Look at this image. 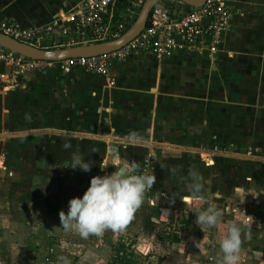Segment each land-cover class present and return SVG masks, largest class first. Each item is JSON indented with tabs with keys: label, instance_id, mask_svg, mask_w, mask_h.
<instances>
[{
	"label": "crops",
	"instance_id": "1",
	"mask_svg": "<svg viewBox=\"0 0 264 264\" xmlns=\"http://www.w3.org/2000/svg\"><path fill=\"white\" fill-rule=\"evenodd\" d=\"M164 1L175 4L176 0ZM222 1L232 9V14L218 47L177 52L168 58L136 52L116 68L119 71L128 65L133 76H142L140 80L136 77L135 83L121 79L113 87L106 83L105 80L110 81L107 77L83 74L80 70H72L67 75L47 70L26 75L18 88L0 90V138L13 141V138L34 136L41 141L45 135H59L57 127H73L78 133L74 131L77 134L72 137L80 141L76 143V151L83 155L86 149L81 144L95 142L90 155L100 154L97 153L99 143L107 153L112 152L111 157L120 151L118 141L109 144L98 136L127 137L124 144L128 152L148 146L146 139H156L158 152L178 153L177 184L181 185L178 194L182 200L186 195V202L193 204L188 203L191 208L187 209L188 215L191 214L190 226L181 230L180 240L174 245L181 247L183 233H192L191 247H198L199 263L218 264L219 241L228 221L240 216L238 209L253 218L242 226L239 264H264V0ZM82 2L0 0V19L24 27L38 28L52 22L62 27L66 25L57 21V17ZM5 70L0 62V73ZM132 131L139 133V143L130 141ZM215 142L234 152V156L238 155L240 163H225L220 156L210 159L211 172L200 175L208 203L197 204L191 200L188 187L183 185L186 181L189 183V177L183 175L179 154L188 147L209 149ZM64 144L57 151L55 145H50L51 150L54 154L62 151ZM235 148L239 150L236 152ZM247 149L252 156L240 154ZM71 155H67L68 159ZM125 156L123 159H131L128 154ZM43 160L45 165L50 162L47 158ZM248 160L252 162L249 165ZM98 161L95 156L89 162ZM213 205L223 212L221 223L212 228H199L194 223L195 214ZM249 231L251 239L247 238ZM207 242L216 250L207 253L203 249L208 247ZM194 255L191 250L189 258L193 264Z\"/></svg>",
	"mask_w": 264,
	"mask_h": 264
},
{
	"label": "rangeland",
	"instance_id": "2",
	"mask_svg": "<svg viewBox=\"0 0 264 264\" xmlns=\"http://www.w3.org/2000/svg\"><path fill=\"white\" fill-rule=\"evenodd\" d=\"M65 48L69 47L63 49ZM55 71L60 75L72 72V70L64 72L61 67H57ZM80 72L90 74L83 70ZM132 74L133 71L127 65L119 71L114 70L108 77L110 81H105L115 87L121 79L135 83L142 78ZM0 90L10 89H5L0 84ZM91 120L94 121V116ZM57 128L59 135H42L41 138L43 136L44 138L41 141L34 136L13 138V141L0 138V264H62L58 259L61 256L66 257L70 264H193L189 258L191 250L195 254L194 264H202L199 263L201 254L198 247L194 249L191 247L192 233H183L181 247L170 243L172 235L179 236L185 219L189 217L190 210L187 209L193 204L191 201L186 202V195L182 196V200L178 194L181 187L180 183L177 184L180 174L176 160L178 153L158 152L157 141L153 138L146 139L148 146H140L136 151L128 152L124 144L125 140H128L127 137L98 136L99 140L102 138L109 144L118 141L120 151L117 155L126 158L125 155L128 154L131 158L129 161L138 162L141 171L148 169L156 176V182L146 193L143 204L123 230L115 232L105 230L101 236L90 235L84 239L77 232L65 231L60 227L58 214L61 210L67 212L68 201L74 197H82L91 177L111 173L114 169L111 166L104 169L100 167L105 163L110 165L112 152L107 153L99 143L97 153L100 154L90 155L89 152L95 147V142L94 145L81 144V148L86 149L83 152L85 160H95V156L100 159L93 163L91 171L65 168L70 166L71 160L67 155L78 152L76 143L80 141L72 137V134L78 133V129ZM55 137H58V140H53ZM61 143H70L71 147L66 153L62 147V151L54 154L50 145H55L57 151ZM188 148L179 154L184 176L189 177L190 171H195L199 175L211 172L209 160L217 156L225 163L237 165L240 163L239 156H234V152L226 150L220 143L215 142L209 149ZM235 150L237 152L239 148ZM240 154L252 156L248 149ZM163 157L170 158L165 160ZM45 158L50 161L46 162L47 165L43 163ZM51 163L55 165L52 166ZM247 163L249 165L252 162L248 160ZM186 182H182L185 188L189 184ZM182 203L187 205L182 206ZM188 203L191 206H188ZM118 244L127 247V252H124L127 260L129 253L132 252L131 262L121 261L119 256L122 255L116 256L113 252V248ZM207 245V248H203L207 253L216 250L211 247V243L207 242Z\"/></svg>",
	"mask_w": 264,
	"mask_h": 264
},
{
	"label": "built area",
	"instance_id": "3",
	"mask_svg": "<svg viewBox=\"0 0 264 264\" xmlns=\"http://www.w3.org/2000/svg\"><path fill=\"white\" fill-rule=\"evenodd\" d=\"M143 3L144 0H83L57 17L66 26L52 22L38 28L24 27L0 19V33L44 50L108 42L120 38L134 24ZM231 14L232 9L222 0H205L195 7L179 0L175 4L159 0L150 10L145 27L127 45L107 54L58 62L26 58L0 46V62L6 68L0 73V84L13 89L26 75L57 67L64 72L83 70L108 78L118 64L136 52L168 58L177 52L214 50L222 42ZM120 254L125 253L120 251L116 256Z\"/></svg>",
	"mask_w": 264,
	"mask_h": 264
},
{
	"label": "clouds",
	"instance_id": "4",
	"mask_svg": "<svg viewBox=\"0 0 264 264\" xmlns=\"http://www.w3.org/2000/svg\"><path fill=\"white\" fill-rule=\"evenodd\" d=\"M129 139L133 143L140 142L139 133L132 131ZM65 149L70 143L63 145ZM72 170L91 171L93 162L85 160L79 152L71 155L69 162ZM111 166V173L93 176L82 197H74L68 201L67 212H59L60 227L65 231H75L80 237L87 239L90 235L101 236L105 230L121 231L133 218L134 213L143 204L145 195L156 182L155 174L148 170H140L136 161H129L119 155L111 157L108 163L100 166L102 169ZM202 177L195 171L189 173L188 189L192 193L191 200L197 204H207L203 194L204 183ZM243 192V189H237ZM240 216L236 220L228 221L226 232L219 241L218 264H239L242 246V226L249 224L253 218L237 209ZM223 212L216 206L202 208L195 214L194 223L199 228H212L221 223ZM237 221H240L239 223ZM251 239V231L247 233ZM62 264H70L66 257H59Z\"/></svg>",
	"mask_w": 264,
	"mask_h": 264
},
{
	"label": "water",
	"instance_id": "5",
	"mask_svg": "<svg viewBox=\"0 0 264 264\" xmlns=\"http://www.w3.org/2000/svg\"><path fill=\"white\" fill-rule=\"evenodd\" d=\"M159 0H144L134 24L118 39L90 45H79L58 50H44L21 43L0 33V46L15 54L34 60L63 61L68 58L92 57L107 54L127 45L139 35L147 23L150 10ZM188 6H199L205 0H179Z\"/></svg>",
	"mask_w": 264,
	"mask_h": 264
},
{
	"label": "trees",
	"instance_id": "6",
	"mask_svg": "<svg viewBox=\"0 0 264 264\" xmlns=\"http://www.w3.org/2000/svg\"><path fill=\"white\" fill-rule=\"evenodd\" d=\"M190 220H191V214L189 213V217L187 219H185L184 227H182L181 230H186L189 228ZM169 240H170V243H177V242H179L180 238L178 235L175 234V235H172L171 239H169ZM114 249H115L116 253H119L120 251L127 252V250H128L127 247H125V245H123V244H118L117 247H115ZM128 256H129V260H127V255H124V257H121V259H122L121 261H124V262L130 261L131 262L130 258H131V256H133L132 252H130Z\"/></svg>",
	"mask_w": 264,
	"mask_h": 264
}]
</instances>
